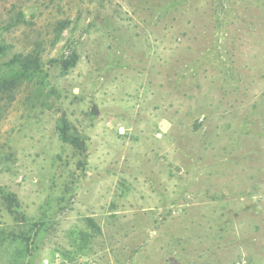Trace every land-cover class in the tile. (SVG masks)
Returning a JSON list of instances; mask_svg holds the SVG:
<instances>
[{"label": "rangeland", "instance_id": "rangeland-1", "mask_svg": "<svg viewBox=\"0 0 264 264\" xmlns=\"http://www.w3.org/2000/svg\"><path fill=\"white\" fill-rule=\"evenodd\" d=\"M0 48V264H264V0H0Z\"/></svg>", "mask_w": 264, "mask_h": 264}, {"label": "trees", "instance_id": "trees-1", "mask_svg": "<svg viewBox=\"0 0 264 264\" xmlns=\"http://www.w3.org/2000/svg\"><path fill=\"white\" fill-rule=\"evenodd\" d=\"M0 50H2V49L0 48ZM18 62H20V61H18ZM30 63L35 65V61H28V60L25 61L24 60L22 62V64H21V71L22 72L19 73L20 74L19 76H21L22 73L28 74V72L30 70L29 68L31 67ZM31 72H33V71H31ZM19 76L18 77L15 76L13 81H15V79L19 78ZM70 131H71V128L68 125V122L66 121V119H61V121L58 125V132H59V137H60L61 141L63 143L70 144L75 149H78L81 152V154H83L82 153V144L79 142V138L76 135L70 134ZM0 194H1L2 199L8 204V206L13 207L12 202H15V199L13 197L7 195V194L1 193V192H0ZM10 212H12V210Z\"/></svg>", "mask_w": 264, "mask_h": 264}]
</instances>
